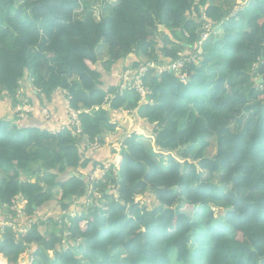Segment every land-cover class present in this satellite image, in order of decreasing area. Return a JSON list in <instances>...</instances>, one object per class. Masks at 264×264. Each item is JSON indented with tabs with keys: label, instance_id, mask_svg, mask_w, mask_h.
<instances>
[{
	"label": "trees",
	"instance_id": "16d2710c",
	"mask_svg": "<svg viewBox=\"0 0 264 264\" xmlns=\"http://www.w3.org/2000/svg\"><path fill=\"white\" fill-rule=\"evenodd\" d=\"M236 1L0 0V104H28L30 118L63 95L80 122L77 133L14 124L0 106L2 221L16 196L26 220L51 205L57 217L2 232L7 264L30 247L31 264H264V0L223 21ZM203 12L218 34L183 81L147 72L141 102L125 72L196 52ZM111 70L121 78L106 86ZM120 110L145 119L144 133L121 137L117 165L87 158ZM90 162L101 177L84 176Z\"/></svg>",
	"mask_w": 264,
	"mask_h": 264
},
{
	"label": "crops",
	"instance_id": "0c3cea01",
	"mask_svg": "<svg viewBox=\"0 0 264 264\" xmlns=\"http://www.w3.org/2000/svg\"><path fill=\"white\" fill-rule=\"evenodd\" d=\"M244 4H245V1H243V3L239 7L243 8ZM218 32H219V28L217 27V25H214L211 35L218 34ZM206 45L207 43L204 41L202 43L203 49ZM203 49H201L202 52H203ZM120 78H121V73L119 71L111 70L107 73L106 72L103 73V80H104L103 83L106 86L116 85L117 82L120 80ZM28 86L33 92L35 91L31 87L30 83L28 84ZM28 93L30 96H32V92L31 93L28 92ZM7 100L8 99H5V102L0 104V106L10 107V104L6 102ZM20 100L23 103H26L27 97H24L22 99L20 98ZM1 101L2 99H0V103ZM30 108L32 111V107ZM9 109L10 108H8V110ZM69 115H70V110L68 108L66 99L63 97V95L56 94L54 98L51 100V102H49V104H47L45 108H42L38 114L34 116H30V118L29 116L24 117V114H23V117L29 118V122L36 123L37 126H42V128H47L48 130H51V131H57L58 129L62 128L63 125L69 123L71 119V116L69 117ZM110 117L114 120L113 122L117 123V127L115 128V130L111 131L110 133H107L108 143L115 142L113 138H116L119 141L121 137L127 134L128 132L129 133L136 132L138 134L144 133L142 132V130L144 128V125H146L145 124L146 120L140 118L137 115L136 111H131V112L121 111V110L111 111ZM107 137H106V140H107ZM111 152H112V149H110L107 144L106 145L104 144L102 146L93 144L88 149L84 150V155L91 158L93 161L97 160L99 164L102 163L103 165L104 163H108V162L113 163V160L115 161L116 156H113ZM115 164L117 165V161Z\"/></svg>",
	"mask_w": 264,
	"mask_h": 264
},
{
	"label": "rangeland",
	"instance_id": "374dc122",
	"mask_svg": "<svg viewBox=\"0 0 264 264\" xmlns=\"http://www.w3.org/2000/svg\"><path fill=\"white\" fill-rule=\"evenodd\" d=\"M94 4H97L96 2H92ZM243 3V0H238L236 1L235 5L233 8H238L241 4ZM96 10V9H94ZM81 10H78V12H80ZM202 46V45H201ZM203 49V46L201 48H197L198 52H197V55L201 54L202 50ZM133 55H130L129 58H131ZM198 61V58H194V62L196 64V62ZM259 82V79L256 80V83ZM125 83H122V86L124 85ZM147 101V97H146V100ZM8 108H10L8 110ZM31 111V108L30 106H28L27 104L21 106L20 104L16 103L14 104V102H10V107H4L3 110H2V117H4L5 119L7 120H10V122L14 123V124H18L17 122V119L18 118H22L23 117V114L26 113V112H29ZM76 116H72L71 115V119L69 121L68 124H65L62 126L61 129L63 130H72V126H75L76 127V130H72V132L74 133H77L80 131V127H79V118L77 116V114L75 113ZM129 133V132H128ZM115 142H112V143H108V137H107V140H106V143L105 145L107 144L109 146L110 149L113 150V152L111 153L113 156H116L115 157V161L113 160V164L116 163L117 161V158H118V152L120 151V143L118 141V139L116 138H113ZM214 151H215V146H214V139L213 138H210V147L206 150V155L211 157L213 154H214ZM87 157V156H86ZM166 157V156H164ZM89 158V157H87ZM91 159V158H89ZM166 159V158H164ZM95 162H98L97 160ZM115 162V163H114ZM109 163V162H108ZM107 164V163H104V165ZM89 165V166H88ZM88 167H87V170L84 171V176L86 175L87 177H90V176H95L94 174H98L96 176V178H99L103 175L104 171H101V169H99V167H97L94 171L93 174H91V162L88 163ZM116 165V164H115ZM40 168V167H39ZM101 172V173H100ZM38 178V176L36 175V177L33 179V180H36ZM59 192V191H58ZM16 196V198L14 200H18V202H15L10 210L12 211V213H4L5 216H7L9 219L8 221H2L4 215H2L0 213V234H2V232H16L17 230L19 231L22 227V225H26L28 224V222H35L37 220H40V221H47V218L49 216L51 217H55V219H57V217L55 216V213H56V208L55 206L52 207L51 205V208L49 209H46V210H43L41 211L40 213L38 214H35L31 219L30 221L29 220H26L25 216L23 215V205H24V202L18 198ZM56 198H59V193H57L56 195ZM147 199V198H146ZM136 200H141V202L144 201L143 199V195H140V194H137L136 195ZM55 202V201H53ZM83 202V203H82ZM80 204H85L84 202H86V199H84V201H82ZM220 208V207H219ZM222 208V207H221ZM215 210H217V206H214ZM80 211V208H79V205L77 204V208H75L73 211H71V215L75 214L76 212H79ZM61 212V211H60ZM64 212V211H62ZM12 214H15V218L13 220V222L11 221V216ZM60 214H65V213H60ZM58 216H61V215H58ZM32 220V221H31ZM54 221V219H53ZM65 221V223L67 222L66 221V218L63 220L62 218L59 219L58 221V224L56 227L52 226V225H49V227L51 228H61V227H64L65 226V223H63ZM54 223V222H53ZM52 223V224H53ZM69 224H67L66 227H68ZM68 232H65L64 235L68 236ZM64 242L66 243V240H64ZM32 247H30L29 249H27L25 252H23L20 256H19V259H18V263L19 264H31V254H32ZM50 255H52V253H49ZM0 259H2L3 261V264H7L6 260L4 258H2L0 256Z\"/></svg>",
	"mask_w": 264,
	"mask_h": 264
},
{
	"label": "built area",
	"instance_id": "2783aa9c",
	"mask_svg": "<svg viewBox=\"0 0 264 264\" xmlns=\"http://www.w3.org/2000/svg\"><path fill=\"white\" fill-rule=\"evenodd\" d=\"M240 8L241 7L233 8L230 15L228 17H225L223 21L227 20L229 17L234 16L236 14V12L238 11V9H240ZM200 19L202 21H204V23H203V26L201 28L202 33L200 36V40L198 42V48H200L202 43L210 37V35L212 34V31H213L212 27L210 26V24L207 21V18H206V15L204 12L202 13ZM197 52H198V50H197ZM197 52L192 53V52L188 51L187 53H182V54H180V58H178L173 63L167 64V65L156 66L153 62H150V61L145 62L143 65H141L139 68H137L134 72L126 71L123 78L125 80L126 78H128L129 74H132V79H131L132 83L130 86L139 94L140 101L145 102L148 90L143 84L142 77L147 72H149L151 69H156L158 71V73L163 72L165 70H169V71L173 72L175 77H177L183 81L186 78L185 69L187 67V64L194 62V58H197ZM124 86H125V84L123 85V87ZM71 115L76 116L75 112H73L72 110H70V116ZM101 171H104V169H102ZM94 175H95L94 177L90 176V178L91 179L96 178V176L98 174H94ZM19 232H24V229L21 228L19 230Z\"/></svg>",
	"mask_w": 264,
	"mask_h": 264
},
{
	"label": "water",
	"instance_id": "95a60500",
	"mask_svg": "<svg viewBox=\"0 0 264 264\" xmlns=\"http://www.w3.org/2000/svg\"><path fill=\"white\" fill-rule=\"evenodd\" d=\"M186 70H187V72L189 73V69L186 68ZM119 160H120V156L118 155V158H117V164H118ZM118 180H119V178H118ZM231 210H233V209H232V208L223 209L224 212H228V211H231Z\"/></svg>",
	"mask_w": 264,
	"mask_h": 264
}]
</instances>
